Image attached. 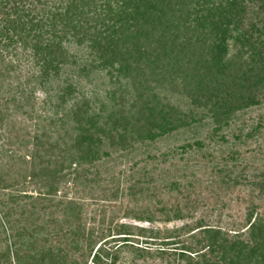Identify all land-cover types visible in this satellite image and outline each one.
<instances>
[{"label": "trees", "instance_id": "16d2710c", "mask_svg": "<svg viewBox=\"0 0 264 264\" xmlns=\"http://www.w3.org/2000/svg\"><path fill=\"white\" fill-rule=\"evenodd\" d=\"M263 104L264 0H0V139L13 114L37 119L29 139L0 144V264H264V146L240 149L263 124L240 115ZM206 140L221 146L214 178L179 167L191 190L174 181L164 188L185 198L156 201L168 174L158 162L198 160ZM196 182L213 204L191 195ZM94 188L103 220L87 229Z\"/></svg>", "mask_w": 264, "mask_h": 264}, {"label": "rangeland", "instance_id": "374dc122", "mask_svg": "<svg viewBox=\"0 0 264 264\" xmlns=\"http://www.w3.org/2000/svg\"><path fill=\"white\" fill-rule=\"evenodd\" d=\"M93 77H94L93 80L95 81V84L99 88V91L103 92V80L101 81V77H99V76H93ZM88 88L91 89V86H89ZM92 89H93V87H92ZM37 95L39 97H41L40 92H38ZM13 112L14 111H12V113ZM240 116H242L240 118V120H241L240 123H242L243 121L247 124H257L259 122L263 123L262 128L259 131V136L255 139V140L258 139V143H256L255 140H248L249 141L248 144L240 146L241 151L245 153L246 151H249V150L258 149V147L260 145L264 146V104L258 105V106H253V107L247 109L245 111V113L243 115L241 114ZM13 119L15 121L14 123H16V126L14 128L11 126H8L4 129L6 132L4 131L5 135L2 137V139H0V144L8 141V140H6V136L14 137L17 135V133H19L26 140V139H29L35 133L34 124L37 121L36 118L31 119L24 114H17L16 113V114H13ZM242 125L243 124H241V126ZM10 130L12 131L11 133H10ZM234 130L239 132L238 126H236V124H235ZM247 130L248 131L251 130V127L250 128H249V126L246 127L245 131H247ZM209 131H210V128L208 126L205 127V129L202 130L203 133L199 137L200 138L202 137L204 139L206 137V135H208ZM191 138H192V133L187 134V135H185V134L181 135V136L175 135L173 137H170V138L166 139L165 141L161 142V144L159 145L161 147L160 151H165L169 148H171V149L177 148L180 145H182L183 143H186L187 139H191ZM231 140H233V139L231 138ZM8 146L9 145H7V147ZM30 147L31 146H28L29 149H30ZM21 150L23 153L26 152V149H24L23 147L21 148ZM220 152H221V146L220 145H218V144L215 145L214 143H211L210 141L206 140V145L203 148L202 153L200 155V158L198 160H197V158H194V156L196 157V154L194 152H191L190 156H192L193 158L190 160H180V158L178 156V158H176V159L173 157L169 158L167 160V162L164 164L162 163V161H159L158 167L162 168V170L163 169L167 170L168 174L162 173L163 171L160 172L161 174H163V178H164L163 186L161 188V190L163 192H161V194L158 193V195H157L158 198H156V201H162L168 205L174 204L176 198L183 200L182 197L185 198L184 194L186 193L187 189L191 190V188L186 183L187 180L185 178L182 179V177L179 176V174L182 173V170H178L179 167H180L179 169H181L182 166H188L187 169L194 170L196 172L197 179H199L201 181H206L207 178H212V177L214 178L213 174L210 175V173H211L210 171H211L212 167L216 163H218V161H221ZM245 155L247 156V158H249L248 161H251V159H250L251 154L247 153ZM186 156H189V155H186ZM259 156H260V159H259L258 168H261V171H264L263 170L264 169V167H263L264 166V154L259 155ZM141 157H143V156H139L137 159H141ZM173 163H176L178 165V166H176V169H175V167H173V165H172ZM142 164H140L141 167L143 166ZM131 166H132V163L129 162L126 164L125 163L119 164V165L117 164V166L112 167V168L109 167L107 169H109L110 173L112 172V173L117 174V173H120L124 168L129 170V168ZM153 166H155L154 163H152L148 167L150 169ZM99 169L101 170V172L106 171V168L105 167L103 168V165L100 166ZM252 173L253 172H251V174ZM196 177H195V179L193 177H189L188 180L194 181V180H196ZM174 181L175 182L178 181L182 184L181 190H184V194H179L178 189L168 191V189L164 188L166 185L169 186ZM186 185L188 187H185ZM205 189H206V185L204 182L202 183V185L197 183L196 187H195V192H194L195 194L192 193L191 195L193 197H196L195 195H197V194L198 195L203 194V195L209 196L211 198L210 204H213L214 203V197L210 194V192H208V190H205ZM99 191H100L99 189L94 188L93 190L87 189L83 192L84 197L85 198L88 197V198L85 200L84 211H86V212L83 213L81 222L83 224H86L87 229L94 227V226L95 227L99 226L103 220V213L98 212V209L101 206L99 204H97L96 201L90 200V197H97V195L100 193ZM232 196L234 197L235 202L232 204L230 212L234 215V217L237 219L238 222H241L242 218L245 217L243 215V213H245V207H246V203H247V202H244L242 200V198H244L245 201H247L249 194L247 193L246 190L239 189V190H235ZM114 203H115V205H118L119 207L121 206L120 201L114 202ZM100 204H103V201H100ZM210 204H208V205H210ZM124 209L125 208L122 207V211ZM209 209H211V208L210 207L207 208V210H209ZM96 212H97V215H96ZM197 215H199V217H200L201 214L198 213ZM197 215H196V217L198 218ZM121 216H122V214H121ZM187 221L191 222L190 219H187L184 221L183 220L182 221L181 220L172 221L169 224H165L163 222H157V223L151 224V223L137 222V221L132 220V219L121 220V222L133 223V224H137V225L144 226V227L160 228L161 230H165L166 228L172 229L173 227H176V226L180 227L181 225H183ZM141 261H143V260H140L139 262H141ZM147 261L149 263H160L161 262L160 260H158V258L148 259ZM118 264H123V263L120 261Z\"/></svg>", "mask_w": 264, "mask_h": 264}]
</instances>
